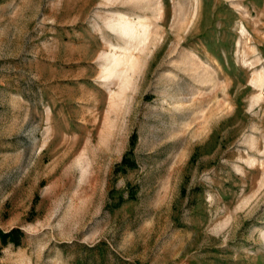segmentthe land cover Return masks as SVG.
<instances>
[{
  "label": "rangeland",
  "instance_id": "obj_1",
  "mask_svg": "<svg viewBox=\"0 0 264 264\" xmlns=\"http://www.w3.org/2000/svg\"><path fill=\"white\" fill-rule=\"evenodd\" d=\"M13 226L0 264H264V0H0Z\"/></svg>",
  "mask_w": 264,
  "mask_h": 264
},
{
  "label": "trees",
  "instance_id": "obj_2",
  "mask_svg": "<svg viewBox=\"0 0 264 264\" xmlns=\"http://www.w3.org/2000/svg\"><path fill=\"white\" fill-rule=\"evenodd\" d=\"M132 150L127 152L121 161L119 162V167L124 169H132V167H135V161L132 157ZM131 199H133L134 195L130 194L129 196ZM23 233L22 229L19 227H14L9 230H4L0 227V241L2 243H7L8 241L13 242L15 244L19 243V237Z\"/></svg>",
  "mask_w": 264,
  "mask_h": 264
},
{
  "label": "bare ground",
  "instance_id": "obj_3",
  "mask_svg": "<svg viewBox=\"0 0 264 264\" xmlns=\"http://www.w3.org/2000/svg\"><path fill=\"white\" fill-rule=\"evenodd\" d=\"M123 17V19H124V23H122L123 25H121V28H123L124 26H128L129 24V20L125 17V16H122ZM131 27V26H130ZM142 27H143V25H142ZM128 34V33H127Z\"/></svg>",
  "mask_w": 264,
  "mask_h": 264
}]
</instances>
